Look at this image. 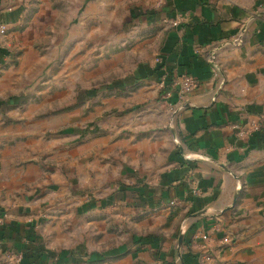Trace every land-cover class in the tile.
I'll use <instances>...</instances> for the list:
<instances>
[{
    "label": "crops",
    "instance_id": "1",
    "mask_svg": "<svg viewBox=\"0 0 264 264\" xmlns=\"http://www.w3.org/2000/svg\"><path fill=\"white\" fill-rule=\"evenodd\" d=\"M137 2L150 4L138 7L134 15L149 24L146 32H154L157 60L134 64L135 74L115 83L120 98L110 97L107 107L120 109L141 98L150 100L145 114L159 118L168 110L169 115L163 116L166 128L157 130L147 122L146 133L134 137L140 110H100L109 114L101 120V133L108 140L114 136V145L124 149V186L114 206L128 213L127 225L135 232L131 243L136 248L111 264L135 261L149 249L169 264H200L208 252L213 259L206 264H264V12L253 18L246 9L219 0ZM77 11L72 18L90 20V8ZM89 30L83 28L82 34ZM184 75L195 81L185 93L180 82ZM126 129L134 131L128 134ZM42 172L38 169L35 175ZM26 173L32 174L19 167L20 181L7 185L0 241L25 252L21 264H44L29 234L32 224L22 219L27 204L22 206L26 199L17 189ZM104 200L89 211L98 212L105 227L109 204ZM204 234L209 240L202 239ZM224 236L228 244H222ZM53 254L59 264L74 262Z\"/></svg>",
    "mask_w": 264,
    "mask_h": 264
},
{
    "label": "rangeland",
    "instance_id": "2",
    "mask_svg": "<svg viewBox=\"0 0 264 264\" xmlns=\"http://www.w3.org/2000/svg\"><path fill=\"white\" fill-rule=\"evenodd\" d=\"M76 1L0 0V24L7 28L0 35V211L6 207L7 185L20 181L16 176L22 166L32 173L17 189L26 199L22 206L27 204L23 224H32L29 234L44 264H56L53 253L60 250L69 252L72 264H92L87 260L95 254L106 259L93 264H111L133 252L135 232L127 225L128 213L114 206L124 186V149L114 145V136L108 140L101 133V120L112 113L100 110H140L134 137L146 133L147 122L157 130L166 128L163 116L169 111L162 110L159 118L145 114L150 100L141 98L120 109L107 107L110 97L120 98L114 93L116 82L133 76L134 64L157 60L154 32H146L149 24L134 15L149 2L119 0L116 8L115 0ZM219 1L244 8L253 18L264 12V0ZM83 7L90 8V20L72 18ZM83 28L89 34L83 35ZM38 169L42 175H35ZM12 175L16 179H3ZM104 198L109 204L105 227L99 213L89 211ZM5 249L0 243V264H12ZM19 253L25 252L11 255ZM123 264L169 263L149 249Z\"/></svg>",
    "mask_w": 264,
    "mask_h": 264
},
{
    "label": "built area",
    "instance_id": "3",
    "mask_svg": "<svg viewBox=\"0 0 264 264\" xmlns=\"http://www.w3.org/2000/svg\"><path fill=\"white\" fill-rule=\"evenodd\" d=\"M161 1V0H160ZM172 24H175V22H173ZM7 28H6V24L1 23L0 24V35L4 34L6 32ZM246 30V26H243L242 30H241V34L240 37L243 35L244 31ZM180 82H181V88L182 91L185 92H189L191 91V89L194 87L195 85V81L193 80L192 77L184 75L180 78ZM252 126L254 127V129H257L258 126L257 124L252 123ZM202 239L203 240H209V237L207 235H202ZM222 244H228L230 242V239L228 236H224L221 239ZM1 243V241H0ZM12 252L16 253V251L11 250V249H5L4 253L7 255V257H9V259L11 260L12 264H21L23 256L19 253V254H15V255H11ZM212 256L211 253L208 252L207 254L204 255L203 258L200 259V264H206L210 261H212Z\"/></svg>",
    "mask_w": 264,
    "mask_h": 264
},
{
    "label": "trees",
    "instance_id": "4",
    "mask_svg": "<svg viewBox=\"0 0 264 264\" xmlns=\"http://www.w3.org/2000/svg\"><path fill=\"white\" fill-rule=\"evenodd\" d=\"M2 52V51H0ZM69 252L67 250H61L60 252H58V256L60 257V259H64L68 256ZM49 258V257H47ZM106 259V257L104 256H101V255H98V254H95L94 256V259L92 261L94 262H100V261H104ZM22 262L25 263V259H24V256H23V259H22ZM55 263L56 264H59L56 259H55Z\"/></svg>",
    "mask_w": 264,
    "mask_h": 264
},
{
    "label": "water",
    "instance_id": "5",
    "mask_svg": "<svg viewBox=\"0 0 264 264\" xmlns=\"http://www.w3.org/2000/svg\"><path fill=\"white\" fill-rule=\"evenodd\" d=\"M181 244H182V238L180 237L178 241V250L180 249Z\"/></svg>",
    "mask_w": 264,
    "mask_h": 264
}]
</instances>
